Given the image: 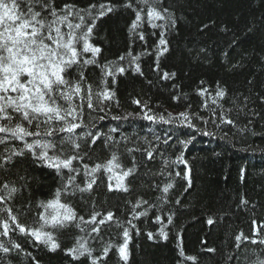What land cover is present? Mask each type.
<instances>
[{"label": "trees", "instance_id": "obj_1", "mask_svg": "<svg viewBox=\"0 0 264 264\" xmlns=\"http://www.w3.org/2000/svg\"><path fill=\"white\" fill-rule=\"evenodd\" d=\"M125 2L55 0L57 8L65 4L81 9L90 4L115 5L94 29L91 42L101 48L97 59L103 65L129 51L139 57L140 73L126 58L121 63L127 71L115 83L108 79L106 87L115 97L106 102L105 112L89 116L85 109V122H94V131L118 142L109 141V147L97 141L89 151L92 159L85 162H103L116 151L127 168L134 155L137 169L126 181L130 191L109 192L107 176L100 172L92 193L75 191L61 196L62 202L85 219L95 202L98 210L112 211L119 223L102 226L99 236L89 235L88 227L81 231L75 225L46 229L60 245L55 251L18 230L10 231L0 236V244L9 248L8 252L0 249V264H92V257H101L98 264H124L115 247L103 256L108 243H122L123 228L131 236L127 264H260L264 261V244L260 243L264 240V0H162L174 26L156 21L165 27L152 28L145 22L135 33L129 32L135 13L123 6ZM139 32L144 33V41ZM161 32L168 51L159 57L157 69ZM79 71L74 66L69 78L79 79ZM83 71L94 90L103 87L98 67L88 65ZM165 72L175 75L163 79ZM201 89L207 92L201 95ZM220 89L225 92L223 98L216 95ZM145 113L169 122L147 120ZM180 113H186L188 120L182 122ZM221 113L233 124L221 123ZM113 128L117 131L110 132ZM149 144L155 148L152 160L142 152H125V147L146 148ZM18 147H22L19 141L0 143V158ZM181 153L190 170V187L184 178L185 165L172 163ZM5 182L19 189L8 203L20 222L31 227H39L37 214L43 209L37 206L54 199L63 184L54 169L34 161L30 154L13 157L0 168V186ZM81 182L78 178L77 183ZM169 182L174 187L161 199L165 197L162 188ZM140 197L148 204L136 211L147 209V215L133 219L131 205ZM168 215L172 224H167ZM156 216L164 218L167 239L159 235ZM148 233H153L152 239ZM79 237L87 241L92 257L73 259L67 254Z\"/></svg>", "mask_w": 264, "mask_h": 264}, {"label": "snow or ice", "instance_id": "obj_2", "mask_svg": "<svg viewBox=\"0 0 264 264\" xmlns=\"http://www.w3.org/2000/svg\"><path fill=\"white\" fill-rule=\"evenodd\" d=\"M123 6L131 8L135 13L129 27L130 33H135L145 22L152 28L165 27V24H157L156 21L170 22L173 26L175 24L167 15L168 8L162 6V0H135V4L133 0H126ZM114 10L115 5L111 3L90 4L87 8L81 9L73 4L57 8L55 0H0V134H2L0 143L13 140L22 144V147L13 149L8 156L0 158L2 159L0 168L10 163L13 157L30 154L34 161L54 169L63 180L62 186L56 190L55 198L46 203L41 202L37 206L43 209L37 214L39 227L21 223L8 203L19 189L7 182L0 186V192L3 193L0 194L2 205L0 216L6 217L0 218V228L3 229L0 236H7L10 231L18 230L20 234L47 245L50 251H55L60 245L55 240L53 232L46 229L59 230L75 225L81 231L88 227L89 235L95 233L99 236L102 226L112 222L119 223L115 221V214L112 211L98 210L95 202L92 203L90 216L85 219L84 216L78 215L70 204L61 201L62 195L74 194L75 191L92 193L94 185H97V174L100 172L107 176L109 192L128 193L130 189L126 183L127 178L137 169L134 155L132 166L126 168L120 162V156L116 151H112L110 157L103 162H85L86 159L89 161L92 159L89 151L97 141L109 147L112 146L108 144L109 141L113 144L118 143L112 136L105 135L99 130L94 131V122H85V109L88 110L89 116L92 112H105L106 102L115 97V92L106 87L108 79L111 78V82L115 83L116 77L127 71L121 63L126 58L129 66L135 65V72H141L139 64L136 63L139 57L133 55L131 51L119 56L117 61H109L103 65L97 59L101 48L91 42L96 23ZM74 20L76 22H73ZM138 36L141 41L145 40L143 32H139ZM167 51V40L164 38V32H161L156 52L157 69L159 57ZM88 65H95L100 69L103 87L94 90L93 85L87 82L83 69ZM74 66L80 68L79 79L76 80L69 78L68 75ZM174 75L175 73L165 72L162 78L169 79ZM206 92L207 89L200 90L201 95ZM216 95L223 98L225 92L220 89ZM134 103L139 105L140 101L136 100ZM179 116L183 118L182 122L188 120L186 113H180ZM144 118L150 121L159 119L165 123L169 122L163 116L155 117L147 113ZM219 118L221 123L233 124V121L223 113ZM99 119L103 120L104 117L100 116ZM115 131L117 129H110V132ZM125 152L129 155L142 152L146 159L152 160L155 148L151 144L146 148L125 147ZM172 163L185 165L184 178L188 180L190 187V170L187 169L183 153ZM168 175L171 176L172 173L169 172ZM175 175L180 176V173L176 172ZM78 178H81V183H77ZM173 187L171 182L165 184L162 188L165 197L161 199H165ZM176 203H179V200ZM242 203L247 201L242 200ZM147 204L148 201L142 197L132 203L133 219L147 215V209L136 211ZM154 222L161 226L159 235L167 239L164 218L156 216ZM172 222V216L168 215L167 224ZM208 223L212 224L213 220L209 219ZM128 224L135 228L131 220ZM242 235H238L236 239L241 240ZM148 236L152 239L153 233H148ZM130 240L129 229L123 228L122 243L115 245L108 243L103 249V256H107L110 248L115 247L121 260L127 264ZM252 243L256 241L253 240ZM260 243L264 244V240ZM13 246L20 248L19 244ZM0 249L4 252L9 251L3 244H0ZM67 254L73 259L85 255L92 257V250L88 247L87 241L79 237L75 246L67 249ZM100 259L101 257H92V264H98ZM260 264H264V261Z\"/></svg>", "mask_w": 264, "mask_h": 264}]
</instances>
